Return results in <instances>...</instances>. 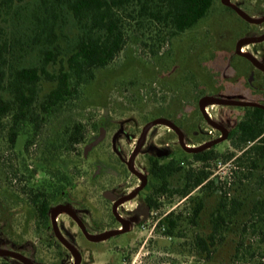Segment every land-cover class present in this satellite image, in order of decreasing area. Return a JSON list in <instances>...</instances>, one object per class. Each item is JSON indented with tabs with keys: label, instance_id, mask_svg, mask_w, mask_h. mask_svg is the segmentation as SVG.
<instances>
[{
	"label": "rangeland",
	"instance_id": "1",
	"mask_svg": "<svg viewBox=\"0 0 264 264\" xmlns=\"http://www.w3.org/2000/svg\"><path fill=\"white\" fill-rule=\"evenodd\" d=\"M237 1L231 0L235 4ZM239 1L242 4V6L238 5L239 8L251 17L260 19L264 16V0ZM22 22L23 20H20L18 23ZM65 33L67 39L62 37L64 46L65 41L73 37L70 25H66ZM263 33L264 22H250L230 10L221 0H213V5L205 18L193 28L176 35L168 44H164L157 55L153 56L147 48L129 42L112 63L96 71L95 78L83 87L82 98L77 100L75 105L52 117L43 126L41 134L28 150L23 148L22 136L12 148L2 138L0 141V248L17 251L34 264H73L72 254L59 248L53 237L49 240L50 234L53 235L52 230L42 231L35 227L32 209L27 203L25 193L21 192L25 180L30 184L43 177L40 166L44 146L51 142L60 127L73 120H81L88 126L85 143L93 136H106L104 142L93 150L91 155L104 151L115 157L112 149L120 148L126 160L143 126L157 117H170L180 112L189 115L195 123L210 129L198 107L202 97H231L264 104V94L252 89L254 86L264 85V70L235 52L237 43L247 38L258 37ZM242 48L264 64V40L250 43ZM22 52L20 50L15 57L24 64L37 59L33 52L25 56L21 55ZM251 71L254 74L252 82L248 83ZM43 87L42 91L47 90L50 84L43 82ZM205 107L210 118L224 124L228 130L243 115L240 106L207 103ZM95 122L101 127L102 135L100 128L92 129L91 125ZM145 136L141 151L147 145L160 148L163 143L168 142L172 156L182 158L185 155L187 161L192 160L191 155L179 150L178 138L166 124L159 123L150 127ZM217 137L219 136H210L208 140ZM204 139L200 136H185V144L189 147L198 146L204 142ZM83 148L84 144L75 146V150ZM215 149L221 153L239 154V150L234 149L227 138L216 144ZM77 157L75 153L62 155L52 162L51 166L73 172L77 166ZM144 162L145 156L140 154L136 159L135 168L144 169ZM24 165H28V171L24 169ZM193 166L198 164L193 163ZM33 168H37L38 171L32 179H29V170ZM79 170L81 172L79 185L75 191L79 189V199L84 200L83 207L86 208L83 216L90 223L94 213L103 215L105 213L104 204L107 202L101 196L104 187L92 186L89 176L93 166L90 161H83L80 156ZM212 171L213 176H218L221 182L227 183L230 195L238 196L244 204L233 218L225 241L218 246L211 260L205 261L196 256L194 249L189 247V242L196 232L209 231L210 214L219 201L217 192L203 194L205 207L198 218V225L187 226L184 223L182 225L184 238L165 236L156 223L169 212H181L187 215L190 210L189 199L162 196L160 207L154 210L157 214L150 216L141 231L136 228V233L118 234L106 241L94 243L85 241L80 264H232L242 223L248 218L253 201L264 195V187L255 189L256 176L242 180L241 183H234L236 178L233 176V158L218 159L213 162ZM197 194H200L198 190L191 193L192 196ZM55 216L58 218L57 223L62 219L66 220L64 213ZM69 229L76 233L75 226L71 225ZM102 229L104 228L99 231ZM246 236L255 250L254 259L247 256L237 264H250L249 261L264 264V236L257 233H248ZM74 248L78 250L76 246ZM3 258L7 260V264H24L18 257L1 253L0 264H3Z\"/></svg>",
	"mask_w": 264,
	"mask_h": 264
},
{
	"label": "trees",
	"instance_id": "2",
	"mask_svg": "<svg viewBox=\"0 0 264 264\" xmlns=\"http://www.w3.org/2000/svg\"><path fill=\"white\" fill-rule=\"evenodd\" d=\"M212 5L213 0H0V141L4 138L12 148L22 136L23 148L28 150L43 126L75 105L96 71L112 63L129 42L147 48L155 56L164 44L205 18ZM20 20L23 22L18 23ZM66 25H70L73 37L64 46ZM20 50L22 56L33 52L37 59L24 64L15 57ZM43 82L49 83L50 88L42 91ZM242 109V117L227 136L239 154L218 152L214 145L195 153L186 152L192 157L189 161L185 155L172 156L168 160L155 159L149 165L146 201L150 208H159L162 196L190 201L187 215L169 212L158 220L157 226L167 237L184 238V223L198 225L205 207L203 194H219L210 214L209 231L196 232L189 242L195 255L205 261L211 260L223 244L233 218L244 204L238 196L230 195L226 182L213 176L212 163L233 158L234 183L256 176L255 189L264 187V109ZM91 127L96 130L99 124L95 122ZM87 132L88 126L81 120L60 127L44 146L40 166L43 177L23 183L21 192L26 195L37 229L47 230L48 209L62 192V172L59 167L52 168L51 163L64 155L63 151L70 154L78 143L84 142ZM24 169L28 171V165ZM37 171L29 170V179ZM48 174L51 178L57 175V179L54 181ZM194 190L200 194L192 196ZM248 213L232 264L247 256L254 259L255 250L246 234L264 236V195L253 201Z\"/></svg>",
	"mask_w": 264,
	"mask_h": 264
},
{
	"label": "flooded vegetation",
	"instance_id": "3",
	"mask_svg": "<svg viewBox=\"0 0 264 264\" xmlns=\"http://www.w3.org/2000/svg\"><path fill=\"white\" fill-rule=\"evenodd\" d=\"M236 4L242 6L239 0L236 2ZM242 52H245V50L243 49ZM253 74L254 72L251 71L250 76L248 77V83L252 82ZM252 89L257 91L258 93L264 94V85L254 86ZM161 117L167 118L168 120L173 122L175 126H177L184 143L185 136H200L202 138H205L204 142L208 141L210 136H222V132L209 125L204 117L203 118L206 121L205 123H207L211 127L210 129L199 123H195L190 119L189 115H185L180 112H177L170 117ZM215 123L222 128H225L227 130L228 136L230 130H228V128L222 123ZM99 128L101 129L100 126ZM170 129L178 138V143L180 146L179 150L181 149L185 151L180 144L179 133L177 132V130L172 127H170ZM140 135L138 136L135 146L126 160L123 158V153L120 148L112 149L115 157L104 151H101V153L97 152V154L91 155L94 152L93 150L100 146L106 138V136H93L86 143V138L84 142L80 143L84 144V148L82 150L74 149L69 152L75 153L78 156L77 166L73 172H67L59 167L62 172V176L60 177L62 192L59 200L51 204L48 209L49 225L47 230H52L53 232V235L50 234L49 240H51L53 237L54 242H56V245L59 246V248L65 249L67 252L71 253L69 248L56 236L51 220L52 215L55 216L56 214L64 213V218L66 220L62 219L58 223V218L55 216L57 228L59 230L61 238L69 246L73 248L74 246H76L78 248V250H76L75 248L74 249L79 254V264L82 262V247L85 241L94 243L108 240V238L102 240L91 239L85 234L83 229H85V231L89 235L115 231H120V233L118 234L136 233V228L140 229L141 231L142 228H145V224L149 220L150 216H152L153 214H157L156 211L154 213V210L158 208H150L146 201V193L148 192L147 186L149 178V165L150 162L155 159L164 160L167 158H172L170 149L171 147L168 142H165L160 148H154L152 145H147V147L141 151V147L146 138V133L143 136L142 142L140 143V145H138ZM185 145L189 147L187 144ZM136 149L137 151L135 153ZM63 152L64 155L67 154L66 151ZM140 154L145 156L144 169L142 170L135 168L136 159ZM79 156L82 157L83 161H90L91 165L93 166V170L90 173L89 182L92 184V186L99 188L104 187L101 191V196L103 197V200L107 202L104 204L106 208L104 215L100 213H94L90 223H88V219L86 217L84 218L83 216V214L86 213V208L83 207L84 200L79 199V189L75 191V188L77 187V185H79V173H81L79 170ZM48 177L51 178V174H48ZM143 178L145 179V183H143ZM51 179L55 181L57 179V175H55V177H52ZM71 193H73V195ZM132 194H134L132 198L123 200L125 197ZM71 225L76 227L75 234L69 229ZM101 228L104 229H102V231H99ZM106 228H109V230H106ZM50 245L53 246L52 244Z\"/></svg>",
	"mask_w": 264,
	"mask_h": 264
},
{
	"label": "water",
	"instance_id": "4",
	"mask_svg": "<svg viewBox=\"0 0 264 264\" xmlns=\"http://www.w3.org/2000/svg\"><path fill=\"white\" fill-rule=\"evenodd\" d=\"M222 3L230 8H232L238 15H240L242 18L253 22V23H261L264 22V16L261 17L260 19H255L253 17H251L249 14H247L245 11L241 10L239 8V6L235 3H232L230 0H222ZM264 40V33L258 37L255 38H247L246 40L240 41L239 43L236 44L235 47V52L236 54L245 57L246 59H248L249 61H251L253 64H255L257 67H259L260 69L264 70V64L257 60L254 56H252L251 54H249L248 52H242L240 49L241 47L248 45L250 43H256V42H261ZM207 103H212V104H216V105H225V106H240V107H245V106H252V107H260L262 109H264V104L260 103V102H256V101H249V100H242V99H236V98H231V97H221V96H206V97H202L199 100V109L203 115V117L205 118V120L208 122L209 125H211L212 127L220 130L222 132V136H219L217 138L208 140L206 142H204L203 144L196 146V147H187L185 145V143L183 142V138L181 136V133L179 131V129L177 128V126H175L173 124V122H171L170 120H168L167 118H155L149 122H147L141 131V135L140 138L138 140V145H140V143L142 142L143 136L145 135L146 131L159 123H164L172 128H174L175 130H177V132L179 133V141L180 144L182 146V148L189 153H195L198 151H202L205 149H208L218 143H220L221 141L225 140L227 138V130L225 128H222L221 126H219L218 124H216L209 116L205 105ZM100 135H102V129L100 130ZM138 147V146H137ZM137 149L135 150L136 153ZM143 183H145V179L143 178ZM134 196V194L125 197L123 200L126 199H130ZM51 220H52V224H53V228H54V232L56 234V236L69 248V250L71 251V254L74 257V263L73 264H79L80 262V258H79V254L75 251V249L71 246H69L60 236L59 234V230L57 228V223L55 221V216L52 215L51 216ZM85 234L94 240H102V239H107L111 236H114L118 233H120V231H115V232H109V233H101V234H94V235H89L87 234V232L85 231V229H83ZM0 253L3 255H10V256H15L20 258L24 264H34L31 260H29L27 257H25L23 254L17 252V251H13V250H9V249H4V248H0Z\"/></svg>",
	"mask_w": 264,
	"mask_h": 264
},
{
	"label": "bare ground",
	"instance_id": "5",
	"mask_svg": "<svg viewBox=\"0 0 264 264\" xmlns=\"http://www.w3.org/2000/svg\"><path fill=\"white\" fill-rule=\"evenodd\" d=\"M241 50L243 51V48Z\"/></svg>",
	"mask_w": 264,
	"mask_h": 264
}]
</instances>
